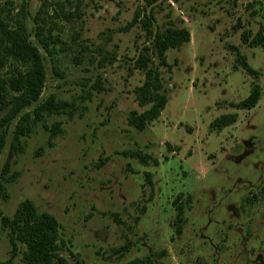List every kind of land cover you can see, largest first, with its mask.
Returning <instances> with one entry per match:
<instances>
[{
    "label": "rangeland",
    "instance_id": "374dc122",
    "mask_svg": "<svg viewBox=\"0 0 264 264\" xmlns=\"http://www.w3.org/2000/svg\"><path fill=\"white\" fill-rule=\"evenodd\" d=\"M0 6L6 20L21 18L41 53L46 77L38 101L54 96L70 104L17 144V123L38 101L8 122L2 121L8 107L0 111L3 215L26 198L54 215L59 253L70 264H264V37L257 45L242 39L243 32L249 40L264 34V0H0ZM38 12L45 32L58 38L53 54L34 34ZM149 14L153 30L190 33L165 51L162 65L139 21ZM139 53L158 65L167 94L143 130L127 123L130 112L146 107L135 94L144 78L135 67ZM254 87L256 104L237 108ZM228 113L237 114L235 122L211 126ZM10 250L0 219V260ZM13 261L23 264L20 251Z\"/></svg>",
    "mask_w": 264,
    "mask_h": 264
},
{
    "label": "trees",
    "instance_id": "16d2710c",
    "mask_svg": "<svg viewBox=\"0 0 264 264\" xmlns=\"http://www.w3.org/2000/svg\"><path fill=\"white\" fill-rule=\"evenodd\" d=\"M3 11L4 8L0 6V111L8 107L6 115L2 118V121L8 122L20 110L38 101L45 83L46 70L41 53L29 39L21 18L11 16L10 21L6 20ZM34 21L35 36L40 40L42 47L48 53L53 54L52 44L58 41L57 36L51 34L48 29L45 32L46 20L39 15V12ZM139 21L146 35L151 37L150 52L158 57L160 65L166 63L165 51L168 48L179 46L190 38L189 30L185 27L167 26L163 30H153L154 18L150 14L140 18ZM263 37L264 34L259 33L249 40L247 32L242 34L244 42L253 45L263 44ZM240 61L246 70L255 73L243 58H240ZM5 66L7 71L2 73L1 70ZM135 67L144 73L141 85L135 88L136 99L139 105L146 107L141 112H130L127 123L138 130H143L150 121L160 115L167 103V94L159 67L154 64L151 55L139 53ZM258 96L259 91L254 87L247 97L236 104V107L249 109L256 104ZM69 109L68 102L55 99L54 96L38 101L31 113H25L17 123L14 134L16 144L21 136L33 131L35 124L43 123L47 115L65 112ZM236 118V113L223 114L215 118L211 126L222 128L235 122ZM56 129L60 128L56 126ZM54 134L53 131L50 137ZM3 142L4 136L0 135V149ZM12 146H15V143ZM133 156L139 157L141 161L148 158L147 155L140 156L138 153ZM154 163L157 164V161L154 160ZM2 179L7 181V176ZM3 181L0 180V200L7 198ZM180 198L181 196L178 195L174 200L175 221L179 223L177 230L183 220V205ZM0 219L2 226L8 230L11 243L10 256L5 260H0V264H14L13 259L19 251L23 264H70L59 253L60 224L58 219L49 212H39L31 199L22 200L11 216L3 215L0 210ZM73 264L81 263L74 260ZM119 264H143V262L133 259Z\"/></svg>",
    "mask_w": 264,
    "mask_h": 264
}]
</instances>
